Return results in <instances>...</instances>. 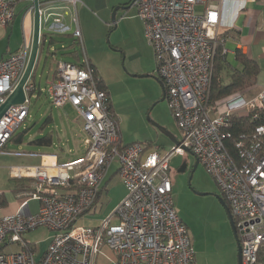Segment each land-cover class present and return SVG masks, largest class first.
<instances>
[{"label": "built area", "instance_id": "built-area-1", "mask_svg": "<svg viewBox=\"0 0 264 264\" xmlns=\"http://www.w3.org/2000/svg\"><path fill=\"white\" fill-rule=\"evenodd\" d=\"M19 0H0V25L10 23ZM74 8L79 0H65ZM221 0H132L151 46L165 100L180 130V143L168 152L141 142L121 144L117 115L97 69L87 59L76 13L73 35L81 44L78 62L58 61L44 90L50 104H70L81 119L84 153L66 161L12 166V177H30L19 193V206L1 213L0 264H196L187 225L172 199L169 163L173 154L189 151L214 178L231 211L240 244L241 264H264V87L234 109L210 114L214 60L221 39L217 33ZM48 33L65 31L61 15L42 12ZM41 34V33H40ZM28 43L0 59V105L13 91L26 67ZM33 73V72H32ZM23 84L24 100L0 118V153L29 112L37 89ZM244 111L251 124L233 138L230 115ZM230 141L234 152L227 147ZM23 154V152H15ZM28 154V153H27ZM124 195L95 225L80 224L97 202L98 187L114 160ZM37 200L35 212L29 201ZM44 226L51 231L41 255L24 234ZM5 245L16 250L4 251Z\"/></svg>", "mask_w": 264, "mask_h": 264}, {"label": "rangeland", "instance_id": "rangeland-1", "mask_svg": "<svg viewBox=\"0 0 264 264\" xmlns=\"http://www.w3.org/2000/svg\"><path fill=\"white\" fill-rule=\"evenodd\" d=\"M123 4L129 7L119 9L115 22H112V9ZM69 5L73 12L74 6ZM77 16L83 30L85 55L110 92L122 141L156 145L162 152H168L173 143L152 121L165 127L177 139H180V130L166 100H159L162 90L156 79L158 76L152 48L145 38L143 22L136 15L131 0H82L77 4ZM53 38L52 48L42 56L31 77L41 91L31 94L28 116L14 132V136L21 135V140L11 138L2 148L4 152L0 153V165L4 166L0 177L6 174L9 164L38 162L41 152L53 149L51 152H59L67 148H74L77 154L84 152L85 134L76 120V112L70 105L52 106L44 90L47 80L54 74L57 61L75 62L80 55L82 58L81 44L73 34H53ZM145 73L150 76L134 75ZM46 135H50L51 145L35 141ZM15 152H32L36 156H15ZM195 159L189 151H184L173 154L169 163L173 204L192 238L195 263L237 264V239L217 198L222 192L202 164L198 163L194 167ZM113 162L118 164L116 159ZM106 181L105 186L110 180ZM107 189L104 200H98L90 210L91 214L84 215L78 223L94 222L112 207L111 202L120 187L112 180ZM36 203L35 200L30 202L32 212L37 210ZM51 234L48 228L38 226L23 236L40 255ZM3 249L16 250L17 247L5 245ZM95 264L108 262L99 256Z\"/></svg>", "mask_w": 264, "mask_h": 264}, {"label": "crops", "instance_id": "crops-1", "mask_svg": "<svg viewBox=\"0 0 264 264\" xmlns=\"http://www.w3.org/2000/svg\"><path fill=\"white\" fill-rule=\"evenodd\" d=\"M39 2H40V8L44 13L43 18L45 17L46 15L45 13L47 12L54 13V15L50 16L49 21L52 20V17L57 16V14H60L61 23L65 26H68L69 28L63 32L56 31L53 33L51 32L48 33L47 23H46L48 19L47 18H45V20L41 19L42 21H41L40 33L44 35L43 37L41 36L40 43L41 40L42 41L45 40V43L41 47L36 68L41 62L42 56L49 51L50 47L52 48V43L54 42L53 34L72 35L74 24L71 21L72 20L71 15L76 13L77 16V4L79 2H82V0H79L73 12H71V5H69L65 0H39ZM90 15L93 16L92 13H90ZM78 24L83 39V34H82L83 30L79 23V19H78ZM216 30L219 35V38L221 39L214 60V75H216V79L219 84L228 83L230 81L231 75L237 71H240L243 68V63L239 60L238 54H243L246 58L253 60L256 63L257 70L253 78L245 77L247 80H249V82L246 83L244 86H240L238 90H236L234 93L229 94L223 98L216 99L214 102L209 104L211 115H217L218 113L224 112L227 109L237 108L239 105L243 103V101L254 96L255 94L258 93V91L262 87H264V0H221L220 9H219V22ZM32 31H33L32 0H19L14 7V17L12 21L6 25H0V59L5 58L9 56V54L18 51L24 45V43H28L30 47L31 39H32ZM69 53L73 54L72 51H69ZM80 57L81 55L78 56V60L80 59ZM78 60L75 62H78ZM53 76L51 79H53ZM51 79L47 80V82L50 81ZM102 81L105 88H107L103 78ZM36 91L40 92L38 89ZM108 93L110 95L109 90ZM64 105H70V104H64ZM110 106L113 109L111 96H110ZM234 111L236 112H233V119L234 121L238 122L241 131H245L244 129L249 130L251 128V124L245 118L246 113H244V111L241 110L240 111L234 110ZM76 120L79 121L81 126V119L79 118L78 115L76 117ZM118 133H119L120 143L127 144L124 143L120 138L119 130ZM51 143H52V139L50 140V144L48 145H51ZM53 150L41 152L40 158L36 163L35 162L24 163V164L13 163L6 166L7 168L6 174L5 175L3 174V176L0 177V205L2 207L1 213L14 212L20 203V199L18 197L19 193L30 187V182H31L30 177L17 178L11 176L10 169L12 166L39 165L42 163H51L53 161L62 162L69 159H73L84 153L83 152L82 154H77L78 152L74 148H67L65 150L62 149L59 152L58 151L51 152ZM14 155L30 156V157L36 156L35 153L32 152L31 153L23 152V154L20 155L14 154ZM47 156L52 157L53 161H49ZM3 168L4 166L0 165L1 173H3ZM117 168H118V164L117 163L114 164V162H111V164L106 169L104 177L98 187L97 201L100 199L104 200V198L107 195V190H108L107 187L109 186L112 180H114V182L118 184V186L120 187L119 193L114 196L113 202H111L112 207L108 211L101 214L96 221L94 222L85 221L84 222L85 224H89V225L97 224L100 221V219L105 217L109 212L113 210L115 205L124 195V186L117 174ZM106 180H110L107 186H105L107 182ZM22 187L23 189L20 190L19 188ZM32 200L33 199L29 201V206ZM35 201L37 202L35 204V208L37 209L38 201L37 200ZM30 211H31V207H30ZM89 214L91 213H87L86 215ZM42 253L43 252H41V254Z\"/></svg>", "mask_w": 264, "mask_h": 264}, {"label": "water", "instance_id": "water-1", "mask_svg": "<svg viewBox=\"0 0 264 264\" xmlns=\"http://www.w3.org/2000/svg\"><path fill=\"white\" fill-rule=\"evenodd\" d=\"M33 4V31H32V39H31V45H30V51H29V56L27 60L26 67L22 73L21 78L19 79L18 83L16 84L15 88L13 91L7 96L5 101L0 105V118L1 116L6 112V110L11 106L12 104H17L20 103L24 100V92H23V84L26 81V79L29 77V75L34 72L36 65H37V60L39 57V53L41 51V47L45 43V40H41V34H40V2L39 0H32ZM128 5H117L112 9V14H111V21L115 22V14L119 9H124L127 8ZM135 76L138 77H145V76H150V74H134ZM161 90H162V95L160 97V101L165 99V87L162 82V80L159 77H156ZM153 125L168 139L174 144L178 145L180 143L179 139L176 138L174 134H172L169 130H167L165 127L159 125L156 122H153ZM197 158L195 159V164L194 167L198 164ZM217 198L219 202L221 203L222 207L225 210V213L227 215V218L229 220L231 229L233 231L234 236L237 239V264H241V252H240V244L238 241L235 225H234V219L231 214V211L227 205V202L225 199L222 197V195H217Z\"/></svg>", "mask_w": 264, "mask_h": 264}, {"label": "trees", "instance_id": "trees-1", "mask_svg": "<svg viewBox=\"0 0 264 264\" xmlns=\"http://www.w3.org/2000/svg\"><path fill=\"white\" fill-rule=\"evenodd\" d=\"M41 35L43 37L44 34H41ZM238 58L243 63V68L240 71L233 73L231 75L230 81L228 83L219 84L217 82L216 75H213V78L211 81V88H210L209 104L214 102L216 99L223 98L229 94L234 93L236 90H238V88L240 86H244L246 83L249 82V80H247L245 77H252L253 78L255 76V73L257 70L256 63L253 60L246 58L243 54H238ZM34 73H35V70L32 73V76L34 75ZM102 85H103V83H102ZM229 118H230V122H231V132L234 135L233 138H235L238 135V133L241 131V128L238 125V122L234 121L233 114L230 115ZM246 120H247V118H246ZM262 122H264V113L260 114L259 118L257 119V123H262ZM244 130H247V129H244ZM20 137H21L20 134H17L15 136L13 134L12 139L14 138L16 141H19ZM50 140H51L50 135H46L45 137L39 138L35 141H38L40 143H45L46 145H48V144H50ZM227 147L229 148V151L231 153L234 152V148H233L230 141H227ZM19 189L22 190L23 187L19 188ZM222 197H223V195H222Z\"/></svg>", "mask_w": 264, "mask_h": 264}, {"label": "bare ground", "instance_id": "bare-ground-1", "mask_svg": "<svg viewBox=\"0 0 264 264\" xmlns=\"http://www.w3.org/2000/svg\"><path fill=\"white\" fill-rule=\"evenodd\" d=\"M46 158V157H45ZM47 158L49 159V161H53L52 159V157H50V156H47Z\"/></svg>", "mask_w": 264, "mask_h": 264}]
</instances>
